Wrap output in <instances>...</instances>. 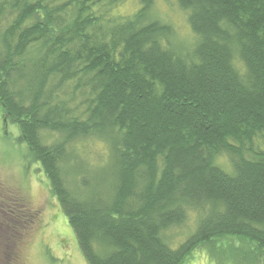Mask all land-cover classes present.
<instances>
[{
  "label": "trees",
  "instance_id": "16d2710c",
  "mask_svg": "<svg viewBox=\"0 0 264 264\" xmlns=\"http://www.w3.org/2000/svg\"><path fill=\"white\" fill-rule=\"evenodd\" d=\"M127 1L0 0L2 116L86 264H183L197 249L264 264V0H164L187 15L181 48L150 17L155 0L119 13ZM87 138L108 148L106 188L67 180L71 144ZM6 191L8 240L31 211ZM192 212L171 248L163 234Z\"/></svg>",
  "mask_w": 264,
  "mask_h": 264
},
{
  "label": "rangeland",
  "instance_id": "374dc122",
  "mask_svg": "<svg viewBox=\"0 0 264 264\" xmlns=\"http://www.w3.org/2000/svg\"><path fill=\"white\" fill-rule=\"evenodd\" d=\"M138 1L129 0L117 11L132 14L138 8ZM149 13L152 19L172 28L175 47L192 44L194 37L187 23V15L172 1L155 0ZM45 135L54 141L57 138L53 134ZM18 137V129L0 112V185L6 192L16 195L31 211L30 216L25 217L26 221L13 227L14 232L8 240L4 236L6 228L2 225L6 215L0 211V264H86L67 219L50 192L45 175L39 165L30 159L26 145L17 142ZM71 145L74 149L72 164L69 163L64 172L71 173L72 165L79 166V171L74 179L68 176V182L75 183V179L78 181L84 177L93 183L102 181L106 188L110 179L108 166L111 167L106 145L95 138ZM218 164L228 170L225 157H219ZM197 216L192 212L184 225L163 234L171 248L175 249L193 232ZM6 241L8 244H5ZM221 255V250L211 254L207 250L197 249L183 264H235Z\"/></svg>",
  "mask_w": 264,
  "mask_h": 264
}]
</instances>
